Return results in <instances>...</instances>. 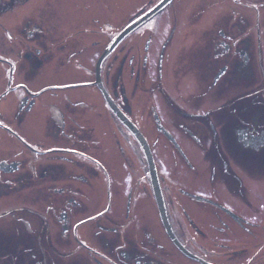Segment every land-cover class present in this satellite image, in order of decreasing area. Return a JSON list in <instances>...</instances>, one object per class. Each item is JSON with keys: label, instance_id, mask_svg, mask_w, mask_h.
Masks as SVG:
<instances>
[{"label": "flooded vegetation", "instance_id": "1", "mask_svg": "<svg viewBox=\"0 0 264 264\" xmlns=\"http://www.w3.org/2000/svg\"><path fill=\"white\" fill-rule=\"evenodd\" d=\"M163 1L0 0V264H264V0H172L99 68Z\"/></svg>", "mask_w": 264, "mask_h": 264}, {"label": "water", "instance_id": "2", "mask_svg": "<svg viewBox=\"0 0 264 264\" xmlns=\"http://www.w3.org/2000/svg\"><path fill=\"white\" fill-rule=\"evenodd\" d=\"M171 1L172 0H164L156 8H154L152 11H150L146 15L142 16L137 21H135L131 25L127 26L123 31H121L118 34V36L107 47L105 53L102 55V57H101V59L99 61L98 67L100 68L101 62L106 58V56L110 53V51L113 48H115L116 45H118V43H120L128 35H130L134 31H136L140 27H142L144 24L149 22L153 17L158 15L160 12H162L168 6V4ZM97 73H98L97 74V81L100 82L99 69H98ZM100 87H101V85H100ZM101 91H102L104 97L106 98V100L108 102V105H109L110 109L112 110V112L132 132V134L134 135L135 139L138 141L139 145L141 146V148L143 150V154L145 156L146 163H147L150 180H152L153 184L155 185V182L156 181L158 182V175H157L156 166H155V163H154V159H153L152 153L150 151V148H149L146 140L141 136L139 131L133 125H131V123H129V121L126 119V117L121 114L120 110L117 108V106L114 104V102L111 101L110 97L108 96L106 91H104L103 87H101ZM4 165L7 166L6 164H1L0 168H2V166H4Z\"/></svg>", "mask_w": 264, "mask_h": 264}, {"label": "rangeland", "instance_id": "3", "mask_svg": "<svg viewBox=\"0 0 264 264\" xmlns=\"http://www.w3.org/2000/svg\"><path fill=\"white\" fill-rule=\"evenodd\" d=\"M120 5V3H119ZM118 10H122V11H125L124 7H118ZM185 81V80H184ZM165 146L168 148V150H171L167 144H165ZM7 218V217H6ZM10 224H13L12 222H9V219L6 220V225H10Z\"/></svg>", "mask_w": 264, "mask_h": 264}]
</instances>
